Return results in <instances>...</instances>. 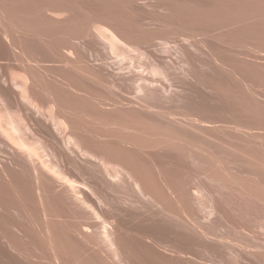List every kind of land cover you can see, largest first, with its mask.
I'll list each match as a JSON object with an SVG mask.
<instances>
[{
  "label": "bare ground",
  "instance_id": "bare-ground-1",
  "mask_svg": "<svg viewBox=\"0 0 264 264\" xmlns=\"http://www.w3.org/2000/svg\"><path fill=\"white\" fill-rule=\"evenodd\" d=\"M98 1H99V4H101L100 0H98ZM105 1H107V4L106 3H104V4H106L108 7L109 6L108 4L110 2L115 3L116 1H119V0H101L102 3ZM138 1L139 0H130L129 2L132 5H134V4H137ZM196 1H197V3L199 2L198 0H196ZM201 1L202 0H200V3H198V5L203 4ZM207 1H209V0H207ZM211 1L212 2L209 1L211 4L215 1L217 3V0H211ZM221 1L222 0H218L220 5H221ZM223 1H225V0H223ZM233 1H237V3L239 1V2L244 3V4L248 3L246 5H248L249 7L246 5H245L246 7L240 5L241 6L240 9H238V8L232 9V7H235V8L237 7L236 5L235 6L232 5V7H231V4H234V2L231 3L232 1L230 2L231 4L227 1L230 4V8L226 7V6H228V4L226 6H224L225 4H223V6L222 5L220 6L218 3H217L218 5L215 3L218 6V9H219V7H223V8L225 7V9H223L220 13L215 12L216 14H213L214 12H211V10H213L214 8L217 9V6H215V4H214L215 7L213 5H212L213 7H210L211 5L210 6L208 5L210 3L207 4V2H205L203 4V5L207 4L209 6V7H207L205 5L207 7V10H206L205 9L206 7H204L203 5H202V7L196 8L197 7L196 6L194 8V6L190 3L191 1L188 2L186 0H182V1H179V0H166V1L163 0L162 1L161 0L159 2L156 1V4L155 3L152 4L154 7V13H156V15H153V17L148 16L150 19L149 21H151L150 23H148L149 21L147 22V19L145 20V18L143 16H141L139 14V12L134 14L133 16H131V15L130 16H123V15H121L120 12L116 11V9H115L116 7H114L115 10L112 9L113 7L110 8L111 6H114V5H110V7H109V9H112V10L108 11V12H110V15H107V13H106L105 16H101L102 13H99L100 14V16H99V15H97L98 12H100L101 9H103V8H104V10H106L107 9L106 6L100 5L102 7L101 8L96 4V6H98V7L94 10H96L97 13L94 15V10L92 8H88L87 10L92 9L93 12H92V10H90V11L93 14L89 11H88L89 13H86L87 10L86 11L82 10L83 7L85 6L84 2H81V3H83V7H82V9H80L79 6L81 3L79 1H78V3H80V4H78L76 1H72V0L71 1L60 0L56 4H52V3L50 4V3L44 1V2L38 3L39 4V5L37 4L38 6L36 5L39 9V12L41 13V15L46 14L48 11H50V13H47V14H53V15H51L53 17H49V20L50 19L52 20V21L51 20L50 21L52 22V24L54 26V27L51 26V29H52V27L53 28L56 27V30H58L59 33L63 35V36H60L58 33L57 36H60L59 39L64 38V40H60V41H64L63 43L59 42V40L58 41L56 40L58 37H56V39H55L57 42L56 43L54 42L55 46L53 48H57L56 46H58V49L54 50V52L55 51L59 52L60 55H59V53H54L56 55L53 59H46V57L48 58V56L46 54H44V52L41 53L44 46H46L45 42H43V39L45 37L51 38L52 35L50 34V32L53 29L52 30L49 29L50 31L48 30L50 36H49V34H47L48 32H46V30H43V32H42V29L39 28V30L36 31V29H37L36 26H38V25L36 22H35V24L33 22L34 20H33L32 16L34 15L33 14L34 9H33V6H32V3L30 2V0H0V151L2 152V150H3L4 152H8V154H10L9 156L11 157V159H10L11 163L10 162L9 163L14 165L13 166L14 169H15V167L19 168V169L18 168H16V169L18 171V174L20 172H22L23 175L21 173L20 174L23 176L24 181L28 180V179H25L24 177L29 178L28 182H26V185L30 184L29 186H31V187L33 186L34 189H32V190L36 191L35 195L38 194V198H40V201L43 204L39 208L40 209L42 208V210H41L42 213L44 211H46L45 214H43V215H46V213L48 211L49 215H54V216L57 215L58 216V219L56 218L57 216L55 218H53L51 216L50 221L47 219L48 220L47 224L49 223L51 225L48 227H53V229H57L56 230L57 233H56V232H54L55 230L53 231V229H52V231H53L52 232L51 229L49 228V230L51 231L50 236H52L55 240V241L53 240L54 241L53 245L57 241V234L61 238L64 236L67 237L66 240L64 238H62L65 240V242L61 239L62 240L61 242H63V244H64L62 247H59L58 245H56L60 241V240H58V242L54 245V246H56L54 250H56V248H58V249L61 248L63 250L64 246L67 247V245H69V244L65 245L66 241L70 240V245L67 247L68 250L64 249L67 252L64 250L62 251L60 249L62 251V253H61L60 250L59 251L57 250L58 253H60V255H62L63 252H64V254L68 253L67 255L70 259L69 258L67 259L66 255H65L66 257L63 256L64 254L62 256H59V257H61V259L63 257H65V259H62V261L65 260V262L69 261L68 263H71L70 260H72V258L75 256V255H73V251H74L73 249L74 248H75V250H77L78 253L77 252L76 253L78 255L79 250L77 247H85V246L90 245V244H93L91 246V248L93 246H96L97 243L95 241V236L98 234H101V236L109 243L111 249L115 253V256H117L116 258L117 259L119 258V261H121L120 263L123 262L124 264H148L146 262L145 258L140 259L139 255L136 253V249H139L141 247V245L139 243L138 244L134 243L135 239H136V242L139 241V240H137V237L133 235L135 233L134 229H131L130 226L127 224L124 225V223L120 220L116 221V219L112 216V213L117 212L119 210H122L120 202L116 201L114 199V193L116 191L118 192L121 188L126 189V188L130 187V188L134 189V191L136 192L137 197L133 198V199L130 198V204L134 205V204H138V203L142 202L140 197L143 195H151L152 198H153V196H156V202H155L156 204H164L166 209H168L169 212H171L176 217H180V218H177V220L181 221L183 219L187 223L188 222L190 223V221L188 219H186L187 217L185 218L184 215L188 214L190 216V219L193 221V219L191 218V214L188 213V210H193L194 205L197 202H199V204L201 203L205 207H209V210L212 213L214 211L215 212L218 211L220 213L224 212L222 205L218 201L215 202V200L213 198L211 199L209 197L210 198L209 200H214V201L213 202L211 201L212 202L211 203V202H208L209 201L208 200L207 201L208 203H205V205H204V201L200 200V199H202L203 195L206 194L205 196L208 198L207 195L210 194L209 193L210 191L208 192L207 187L205 185L200 184L197 186L196 190L192 191L183 182V184L181 185L182 190L180 192V195H178V203L181 207V210L183 211L182 216L179 212L177 213V211L174 208L175 203H174V199L172 196L174 192H173L172 187H171V183H172L171 178L173 175L176 176V171L174 169L171 170L172 166L168 169L164 168L163 163L160 164L158 162L161 158H150L149 157L150 159H148V160L145 159L147 154L149 155L151 152L149 153L146 151L147 153L145 154L144 150L147 149L148 147L153 148L154 146H158L159 150L164 149V148H168V146H170L171 150H174L175 148L172 149L171 145L173 144V147H174L176 142H180L182 146H179L180 144H178V143H176V144H178L176 146L178 148L185 147V150L187 151V149H186L187 146H189V147L191 146V148H192L193 144L195 145V144L199 143L200 146L198 145L196 147V145H195L196 151L200 150L199 151L200 154L196 155V156H198V158H196V156H195V158L197 160L202 161V160L207 159L208 156L210 157V155H208V154H214L213 157L211 155L212 159L214 157H217V156H215L216 153H213L211 150H210L211 151V153H210V151H209L210 148H208L210 146L205 144V143H207L208 139H206L207 140L206 142L204 140V137H202L203 141H201L202 139L201 140L198 139V142H197V140L192 139V140H195L194 143L190 142L192 140H188L189 138H191L194 135L197 136L200 132L203 133V131L205 130L204 127L202 126V123L204 121V118L202 116L194 114L193 111L191 112L190 110H187L188 108L184 109V110H186L184 112H183V110H182V112L175 111V110L171 109L170 107L169 108L167 107L168 109L163 108V110H162L157 105L151 104L150 101H147L144 99L142 100V98L143 97H160V99L163 100V98L166 97V99H168V101H169V100H171L172 97L173 98L178 97V99H179V97H193L196 94H198L197 95L198 97H203V95L207 94V93H205L207 91L206 90L207 88L205 89V86L207 87L208 84L205 85V83H206L205 81H207L208 78H210L209 75L212 72H217V75L215 73H212V76H213V74H215L214 76H216V77L218 76V71H219L218 66L220 64L217 65V68H218V70L216 69L217 71H215L214 69H212V72L210 71V73L208 71L207 74H209V75L207 76L208 77L207 80H205L203 82L204 84L201 81H203L206 78L204 77L203 80L199 79L204 71L201 72L202 71L201 67H200V69L196 68V67L201 66V65H203V66L205 65V63H202V58L206 55H203L202 51L204 52V48L208 47L206 45L207 41L204 42V40H203L204 45L203 44L202 45L204 47H202L203 50L200 49L202 56H201L200 51L199 52L197 51L199 49V46H201V44L199 46H197L196 44H198V41L196 43V39H195L196 37H194V35H196L197 32H195V34L193 32V34H192L191 33L192 31L190 32V30H189L191 35H193V36H191V38L193 39V37H194V39L192 41L195 40L194 43L191 42V45L193 47L197 46L198 48H196V50H194V48L190 50V49L186 48L184 45H182L181 42L178 43V40L180 41V39H177V37L180 38L179 37L180 36L179 35L180 34L179 33L180 27H178L179 25L177 23L179 20L178 21H175V20L178 19V18H176V15L179 13H180V15L182 14L181 16L184 17V15H187V14L193 12V13H195V14L192 13L193 15H195L193 17L194 18L196 17L195 18L196 20L199 19L198 16H201L200 14H204L206 17L205 18L206 20H207V18H208V20L210 19V23L207 20V24L202 23L204 21L206 22V20L204 18H203L204 21L203 20L201 21V19H199L201 22H199V20H198L197 22H199V23H196V22H193V20H192L193 17L191 16L190 18H192L191 19L192 23H195L194 25L191 23V25L193 26L192 28L199 27L197 25L201 23L200 24L201 27H199L197 30H199L200 28L202 30H203V28H204V30H207L206 28L208 25L210 26L211 22L212 23L216 22L217 24L216 25L214 24V25L218 26L217 29L222 28V31H225L221 35L224 36V34L226 32L229 34H231V33L236 34L237 33L236 38L234 36L233 39L230 38L229 34L226 35L227 36L226 38L224 36V38H223L224 41H225V39H229V38H230L229 40H233V41L235 40L236 41L237 36L240 37V35L241 36L244 35V37L246 35L247 36H255V38L251 37V40H252V38H254L253 40H255L257 38V36H261V38H263L262 36H264V33H261V31L264 32V0H233ZM203 2H204V0H203ZM115 4H117V3H115ZM85 7H87V6H85ZM98 8L100 11H98ZM208 8H210L211 10L210 9L208 10ZM38 9H35L34 11H36ZM215 9L213 11H216ZM220 9H219V11H220ZM134 10H136V8H134ZM80 11H81V13H80ZM186 11L188 12L187 14L184 13ZM189 11H191V12H189ZM196 11H199L198 16H196ZM219 11H217V12H219ZM157 12H159V13H157ZM209 12L213 15H210ZM41 15H40L39 19H41V18L43 19V17ZM96 15L99 17H97ZM204 15L202 17H204ZM181 16L177 15V17H179V19L181 18ZM38 17H39V15H38ZM187 17H189V15L186 16L185 18H187ZM210 17L213 19H211ZM95 18H96V20L98 18H100V19L103 18L104 22L107 23L106 26H102V27H101V25L99 26L98 23H100V22H97V24L94 23L95 21L93 22V19H95ZM45 19L46 18H44V21H46ZM85 19H86V21H85ZM100 19H98V21H100ZM49 20L47 18V21L44 22V23H47V26H49L48 25ZM83 20L85 21V23L82 24ZM182 20L188 22V20H186L184 18L181 19L180 21L182 22ZM211 20H213V21H211ZM174 22L177 23L176 26L178 25L177 26L178 29L175 28L176 26L175 27L172 26V24ZM101 23H102V21H101ZM185 23H181L182 24V27L180 28L181 31L183 29V26L184 27L186 26ZM260 23H262V24H260ZM40 24H39V26H40ZM187 24H189V22ZM95 25H97V26H95ZM41 26L44 27V24ZM43 27H41V28H43ZM164 27H166V28H164ZM209 28H211V27H209ZM212 28L215 29L214 26ZM185 29H187V28H185ZM185 29H184V31H185ZM201 29L199 30L200 33H205V31L203 32ZM56 30H55V33H56ZM194 30H196V29L194 28ZM222 31H220V32H222ZM187 32H188L187 30L185 32L182 31L181 33L183 35L182 34L181 35L185 36L186 34H188ZM210 32L213 33V31H211V30H210ZM215 32L218 33L219 31H215ZM220 32L218 34L216 33L218 37L220 36ZM53 33H54V30H53ZM55 33H54V36H55ZM206 34H207V32H206ZM188 35H190V34H188ZM188 35H186V36L189 38ZM54 36H52V37H54ZM61 37H63V38H61ZM221 37L222 36L219 37V40L222 39ZM182 38H184V37H182ZM188 38H186V40H184V39H181V40L187 41ZM247 38H250V37H247ZM261 38H260V40L257 39V42L258 41L261 42ZM46 39H48V38H46ZM240 39H238V40L240 41ZM242 40H243V37H242ZM245 40H247V39H245ZM249 40L250 39H248V41ZM263 40L264 39H262V42H264ZM48 42H49V40H48ZM173 42L175 43V45L171 44ZM187 42L189 43L190 41L188 40ZM187 42H186V44H187ZM226 42H228V40ZM36 43H38V44L36 45ZM199 43H202V41ZM221 43H222V41H221ZM232 43L233 42H231V44L229 43L228 46L232 45ZM238 43L239 44L241 43L239 46H242V45H244L245 42L243 43L240 41ZM255 43H256V41H255ZM56 44H58V45H56ZM193 44H195V45H193ZM224 44H226V43L224 42L223 46H224ZM235 44H233L234 48L237 46V44H236V46H235ZM191 45H189V46H191ZM247 45H249V43ZM251 45L254 46L252 43H251ZM256 45H257V43H256ZM256 45L254 47H257ZM258 45L260 47L264 48L262 43H261L262 46L260 44H258ZM35 46L38 48L40 47L39 49L42 48L41 50L38 49V51H36V53L39 54V52H40V54H44V55L39 54L40 56L38 57L37 54L35 53V50H36ZM81 46L84 47L83 49L85 50V52L90 51V52H92V56L94 54H96L98 59L99 58L103 59L102 61L100 60L101 62H103L104 59L106 60L107 58L109 59V57L111 58L112 54L114 56L117 55L118 57L123 55L120 59H123V58H126V59L130 58L131 59L132 54H131V57L130 56L126 57V55H124V54H126V53L128 54L129 53L128 51H130L132 53L131 49L132 50L136 49V51L139 50L142 53V55H143L142 59L143 60L145 59V61H144L145 65L141 64L142 66H140L139 68H142V69H135V68H138L136 66L133 69H130L131 67H129V68L126 67V68L130 69V70L127 69L126 70L127 72L124 71L125 69L121 68V70L123 69V71L118 72V73H120L118 75V73L116 71H113L112 69H114V67L115 68L117 67L119 69L120 67L114 66V65H113L114 67H112V65H108V63H110L109 61L107 64L104 61L105 63L101 64L103 66H100L99 70L96 69L97 71H100V77L94 78L92 76L93 75L92 74L91 75L92 78H91L89 76L90 74L88 75V73H86V71H88L89 69H91V68L94 69V67H90L92 64L91 63L89 65V69L87 68L88 70L83 72V73H85L86 77L88 75V77L91 78V79H88L86 77L79 76L77 74V72L74 70L75 67L73 68V66H74L73 64H75L77 61H80L82 59L81 58V59L76 61V59L74 58V57H77V55L75 56V53L78 55L80 54V49H81L80 47ZM172 46H173V48H172ZM233 46L231 48H229V47L228 48L232 49ZM239 46H237V47H239ZM174 47L178 50L176 52L177 53L176 55L178 56V54L180 53L179 57L181 56L180 57L181 60H179V57L176 58L177 56L173 57V54L171 56L166 55V54L170 53L171 48L174 49ZM225 47L226 46H224V48ZM242 47L244 48V46H242ZM242 47H240V52L243 54V52H242L243 50H241ZM47 48H48V45H47ZM209 48H207V50H206V51H208V53L206 52L207 53V58H206L207 60L204 57V59L206 61L209 62L212 58H214V61L216 62V64H218L219 62L222 64L219 67L222 66L223 68L221 67L220 69L226 70V68H224V67L225 66L228 67L227 70H229V71L227 72V70H226V73L232 74V76L235 78L234 80H237L236 84H238L240 82V84H241L240 88L250 89L251 87L256 86V85L253 86L254 85L253 84V85H251V87L248 85H246V87H245V85L242 84V82L244 80L247 81V79L243 78V77H245V75H244L245 73H243L242 69H241V67H243V66L240 67V70H241V72H240L239 69L235 68V64L230 63V62H234V63L238 62L239 61L238 58H237L236 62L232 61L235 58L232 59L233 57L232 58L230 57L232 55L231 54L229 55L227 53L229 55V58L232 59V60L230 59L231 61L228 60L227 59L228 57H226L228 55L227 54L223 55L227 50H225L224 53H222V52L219 53L220 49H218L217 46H215L213 48H216L217 50L214 49L215 50L214 51V50L210 49L213 52L211 54L212 58L209 57V58H211V59H209L208 58V56H210ZM224 48H222V49L224 50ZM234 48L232 49L231 52L233 54L236 52L238 53L239 50L236 51V50H234ZM257 48H259V47H257ZM263 48L261 49L262 52L264 50ZM176 49H175V51H176ZM247 49H248V47H247ZM250 50H251L250 53H252L253 51H256L255 49L253 51H252V49H250ZM44 51H47V50H45V48H44ZM139 51L136 52L137 55H139ZM192 51H195V53ZM211 51H210V53H211ZM234 51H236V52H234ZM245 52H246V50H245ZM245 52H244V54H245ZM247 52H246V54H247ZM258 52H260V51H258ZM197 53H200V55ZM47 54H49V53H47ZM54 54H50V55L54 56ZM242 54H240V55H242ZM244 54H243V56H244ZM255 54H253V55L255 56ZM113 55H112V57H113ZM253 55H252V57H253ZM261 55L263 57V54H261ZM200 56H201V58H200ZM243 56H241V57L243 58ZM237 57L240 58L239 55H237ZM244 57L246 58V55ZM78 58H80V57H77V59ZM139 58H140V56H139ZM255 58L257 59L258 56L252 58V60L250 58L249 61L252 62L253 59H255ZM115 59H116V57H115ZM120 59H118V60H120ZM256 59L254 60V63H260L259 60H257L258 61L257 62ZM261 59H263V58H261ZM118 60H116V61H118ZM48 61H50V62H48ZM206 61H204V62H206ZM118 62H122V61H118ZM250 62H248V63H250ZM50 63H54V65H52ZM140 63H141V61H140ZM179 63H180L179 66H181L180 67L181 72H179L181 74V77H180V75H178L179 69L177 70ZM254 63L252 62V65ZM212 64H213V62H212ZM216 64L214 63V65H216ZM241 64L242 63H239L238 65H241ZM127 65L125 64V66H127ZM206 65H209V64H206ZM233 65H234V67H233ZM254 65L256 66V64H254ZM109 66H111V67H109ZM212 66L213 65H211V67ZM257 66H259V64ZM261 66L263 67L264 65H260V67ZM67 67H69V69ZM211 67L209 65L208 68L211 69ZM214 67H212V68H214ZM260 67H259V69H260ZM65 68H67L68 70ZM208 68L207 69L204 68V69L208 70ZM247 68H249V65ZM75 69L80 70V72L82 71V69L78 68L77 66ZM118 69H117V71H118ZM196 69H198L197 72L199 70H201V71H199L201 74L198 72L200 74L199 77H197L198 75L196 76V72H195ZM254 69H256V67ZM259 69L257 68V73H256L257 76L259 75L258 74ZM83 70H85V69H83ZM121 70H119V71H121ZM245 70H248V69L245 68ZM248 71L250 73V70H248ZM251 71H254V70H251ZM260 71H263V69L261 68ZM244 72L248 73L247 71H244ZM90 73H91V71H90ZM261 73H264V72H261ZM80 74H82V73H80ZM220 74L221 73L219 72V75ZM225 74L223 71L224 76H225ZM254 74H255V72H254ZM214 76H213V79H214ZM229 76H231V75H229ZM247 76H249V75H247ZM260 76L264 78V75L263 76L259 75L260 80H262L260 78ZM95 77H97V76H95ZM216 77H215V79H216ZM227 77H228V74H227ZM254 77H256V76L254 75ZM108 78H110V80L112 79L111 80L112 82ZM130 78L132 80H130ZM179 78H181V79H179ZM229 78L230 77H228L227 79H229ZM107 79L109 80L110 83L108 82ZM134 79L140 80V82L138 83V85L136 86V88L134 90L135 95L132 91H131V93L128 92V95H131L130 97H137L135 99V100H137V102H136L137 104L139 102H142V103L145 102L144 104L141 103L143 106H141L140 103L138 104L141 107H143V111H142V114L140 116L141 119L143 120V122H142V120H140L139 122H136V121L133 122L136 117L134 118L133 121L132 120L130 121V119H129L130 117H127L129 121H127V119H124L123 117H119V119H117L118 118L117 117V118H115V120H112L109 117L110 119L105 120L107 124H110V123L119 124L124 129H130V131L121 133V134L116 135V136H114V133H113L114 131H109L110 133H103V132H99L98 130H96L92 127L87 126V124L84 120V117H86V116L95 117L96 116L95 109H96V107L100 106V103H96L94 101V99L93 98L90 99V97H110V96H108V94L111 95L112 97H116V98L124 97L123 95H124L125 91L127 90L126 89L127 82L129 80H130L129 82H132ZM255 79H253V80H255ZM219 80H221L220 83L225 81V79L223 80L220 78H219ZM248 80H250V79L248 78ZM106 81L109 84L113 83L114 86H110V85L107 86L108 83H106ZM216 81L219 82L218 79H216ZM246 81H244L243 83H245ZM211 82L212 81H210V84H211ZM225 82L229 85H230V83H232L230 81H229L230 83H228L227 80ZM254 82L256 83V81H254ZM257 82H259V80ZM261 82L262 81H260V83ZM207 83H209V82L207 81ZM226 83H224V84H226ZM249 84H252V82H250ZM202 85L204 86L203 88L205 89V91L202 95L201 94L199 95V93H202V91L204 90L203 88H201ZM214 85H217V84L214 83ZM214 85H212V86L214 87ZM232 85L234 86V84H232ZM232 85H230V87ZM238 85H236V86H238ZM257 85H259V87L263 86V82L261 85L259 83ZM78 86L79 87L84 86V88L80 87L84 90H82V89L80 90V88ZM109 86L111 88L113 87L112 88L113 91H114V88L116 87L114 92H116L117 89L120 92H118L117 95L112 94L113 91L110 90L111 88L110 89L108 88ZM219 86H217V87H219ZM242 86H244V87H242ZM194 87H196L198 89L199 93L196 91L197 89H195ZM221 87H222V84H221ZM221 87H220V89H221ZM228 87H222L223 88L222 90H225L224 88H228ZM85 88H91L90 91L94 95H91V93H90V95H88L89 94L88 92H90V91L86 92ZM191 88L195 89L193 91H196V94L191 91L192 90ZM210 88H211V86H210ZM234 88H235V86L233 87V89ZM236 88H235V90H236ZM212 89H215V87ZM212 89H211V92H212ZM228 89L230 90V88H228ZM257 89L259 90L260 88H257ZM229 90H227V91L230 92ZM231 90H232V88H231ZM243 90H242V92L240 90L241 94L243 93ZM79 91H85L86 93L85 92L80 93ZM110 91H112V93H110ZM190 91L194 94L192 95V93H190ZM216 91H218V89ZM244 91L247 92V90H244ZM252 91H254V89ZM252 91L248 90V95ZM260 91H262V90L260 89L258 91L261 94ZM207 92L210 93V89H208ZM240 92H238V93H240ZM255 92H257V91H255ZM218 93H220V90L218 91ZM218 93H217V97H218ZM221 93L223 94L222 91H221ZM259 93L256 94V96L257 95L259 96L260 95ZM262 93H263V91H262ZM210 94L213 95V93H210ZM210 94H208V97ZM237 94H236V96L239 97V94L238 95ZM246 94H242V96L245 95L244 97H247ZM128 95H126V96L129 97ZM132 95H134V96H132ZM215 95H216V93H214L213 96H215ZM228 95L226 97H228ZM232 95H234L233 91H232ZM232 95H231L230 99L233 98ZM251 95L252 96H249V97L255 96V94L254 95L251 94ZM213 96L209 97V98L214 99V101H215L216 99H215V97L213 98ZM223 96H224V94H223ZM223 96L219 95L218 98L223 97ZM256 96H255V99H256V102L258 100V105L259 104L264 105V103L261 102L262 100L260 101V99L256 98ZM81 97H89L90 100L88 98H81ZM139 97H142L141 98L142 101L140 100ZM240 97H241V95H240ZM174 99H172V100H174ZM225 99H220V101H222L221 103L218 102L219 100L216 101L215 105L216 106H218L219 104L221 105L223 102H225L227 100V99L226 100ZM228 99H229V97H228ZM231 101H233V100H230V103L228 102V104H230V108H231V103H232ZM235 101L236 100H234L233 102H235ZM241 101L242 100H240L239 103ZM226 102H225V104H226ZM127 103L131 104L132 102H127ZM136 103H132V105L134 106V104L136 105ZM239 103L237 101V103H235L234 105L237 104V105H239V107L240 106L243 107V105L239 104ZM241 103H243V101ZM138 105H136V106H138ZM220 105L218 107H220L222 109L223 107H221ZM222 105H224V104H222ZM227 105H225V106H227ZM234 105H233V107H234ZM126 106H127V104H126ZM136 106H134V107L136 108ZM155 106H157L158 109ZM207 106H209V105H206V107ZM214 106H213V108L216 107V106L215 107ZM228 107H229V105H228ZM236 107H238V106H236ZM155 108L157 109V111L154 112ZM230 108H229V111H231V112H229V113L232 114V111H233L232 115H234V113H237L239 111L238 110L237 112H234L235 109L230 110ZM240 108H238V109H240ZM243 108L245 109V107H243ZM217 109H219V108H217ZM223 110H225V109H222V112H223ZM240 110L242 111V109H240ZM116 111L121 112L122 110L120 108L119 110L116 109ZM151 111H153V112L151 113ZM225 111L228 112L227 107H226ZM245 111H248V110L245 109ZM256 112H257V115L254 118H253L254 114L252 113V111L250 112V114L248 113L249 117H251V115H252L251 118L255 119L254 121H258L260 119L262 122V117L264 120V114H262V113L258 114L259 111H256ZM256 112H254V113H256ZM229 113H228V115H229ZM241 113H243V111ZM232 115H230V116H232ZM238 115L236 114V116H238ZM245 115H247V112H246V114L244 113V117H246ZM259 115H263V116L258 117ZM239 117H240V115H239ZM249 117L248 118L246 117V119L248 120ZM256 117L258 118V120L256 119ZM232 118H234V117H232ZM232 118H231V120H232ZM227 119H228V117H227ZM234 119H233V123L237 120L236 119L234 121ZM240 119L241 118H239L238 121ZM243 119H245V118H243ZM243 119H242V121H244ZM229 121H230V118H229ZM245 121H244V123H245ZM254 121H253V123H255ZM223 122L225 123V121H223ZM261 122H259V123H261ZM227 123L229 124L230 122H226V124ZM241 123H239L238 125L244 124V123L243 124H241ZM263 123H262V126L264 125ZM149 124L154 125V127L152 126L153 128L148 129L147 127H149ZM256 124H255V126L257 128ZM232 125H230V126H232ZM255 126H254V128H255ZM262 126L260 124L258 129H260V127H262ZM183 127H185L186 131L183 130L184 129ZM233 127H235V126H232V128ZM187 128H188V130L191 131V133H193L192 136L190 134L189 138H188V136H189L190 131H188ZM240 128H241V126H240ZM252 128H253V126H252ZM194 130H198L199 133L194 134V132H196ZM238 131H241V129ZM155 132L159 133L162 136V137H159L157 139V141H155L153 139H150V142L138 140V137H137L138 134H142L143 136L147 137V136H151L152 134H155ZM205 133H207V132H205ZM110 135H113L114 137H111ZM258 135L256 138L259 140L255 139L254 136H253V139L260 142L261 141L260 138L261 137L264 138V136L262 135L261 137L258 138ZM104 136H109L110 138L109 139H102L101 137H104ZM202 136H204V135H202ZM206 136L207 135H205V137ZM198 138H201V137H198ZM200 142H203V143L200 144ZM259 142H258V144L262 145V143H259ZM261 142H263V139ZM188 143H190L192 145H190V144L188 145ZM208 143L210 144V142H208ZM185 144H186V146H184ZM159 145H161V146H159ZM261 145H259V146H261ZM233 146H236V145H234V143H233ZM233 146H231V149ZM189 147H187V148H189ZM178 148H176V150H174L175 153L177 150H179ZM260 148H262V147H260ZM192 149H194V147ZM192 149L190 151H192ZM183 150H184V148H183ZM159 152H161V154L162 153L164 154L165 151L162 152L160 150ZM188 152H189V150H188ZM192 152H195V151L193 150ZM157 153H155V154L152 153V155H154V157H155V155L156 156L159 155V153L158 154ZM168 153H169V155H167V151H166V154H164V155H167L170 158L171 153L169 151H168ZM197 154H198V152H197ZM175 155H173L171 158L173 159V157ZM160 156H162V155H159V157ZM192 156H190V157H192ZM218 156H220V155H218ZM261 157H262V159H261ZM166 158L164 156H162V159H164V161H162V162H165ZM169 158H168V160H169ZM219 158L220 157H218V159ZM258 158L263 160L262 162H264V159H263L264 156L260 155V157L258 156L256 159H254V157H253L254 161L257 160ZM156 159H158V160H156ZM259 159L257 161H260ZM7 160L9 161V159H7ZM217 161L222 162V160L221 161L217 160ZM215 162H216V159H213L214 164H215ZM218 162L216 164H219ZM223 163H224V161H223ZM223 163H220L221 165L220 164L219 165L222 166ZM255 163H256V161H255ZM259 163H260V165H259L260 168H261V166L264 167V163H262V164H261V162H259ZM8 164H5L7 166V168H5V166L4 167L0 166V177H2V175L5 174V171L7 169H9ZM165 165H166V163H165ZM224 168L225 167H223L222 169H224ZM19 170H20V172H19ZM224 170H226V168ZM6 172H8V170ZM9 172H10V169H9ZM14 172H16V171H14ZM10 175H9V177H10ZM21 175H19V176H21ZM5 176H7V174ZM5 176H4V178H5ZM13 176L15 177V175H13ZM16 177L18 178V176H16ZM21 177H20V179H22ZM4 178H3V180H4ZM7 179H9V178H7ZM10 180H11V177H10ZM4 181L6 183V180H4ZM18 181H21V180H18ZM238 181L240 182V180H238ZM256 181L259 184V185L257 184L259 186V188L261 187V189L263 191L260 189H257L258 187L251 188L247 184H245L244 182H240V184L243 186L242 191H244L241 195H243L244 197L248 196L250 198H257V200L260 199L262 202V204H261V202H260V204L263 205V202H264V178H260L259 180L256 179ZM13 183H14V181H13ZM21 183H25V182H21ZM0 185L4 186L3 183ZM12 185L13 184H11V186ZM24 185L25 184L21 185L22 188H24V189L27 188L26 185H25V187H23ZM5 186H6V184H5ZM7 186L9 187V185H7ZM19 186H20V183H19ZM124 187H126V188H124ZM2 189H1V191H2ZM255 189H256V191H254ZM5 190L6 189H4L3 191H5ZM10 190H13V189H10ZM15 190H17V189H15ZM15 190H13V191H15ZM18 190H19V188H18ZM26 191H28V190H26ZM26 191H24L23 193L25 196L27 194V197L29 195V197H28V199H29L30 194L27 193ZM8 192H9V189H8ZM5 193L2 195H5ZM12 193H10V194L12 195ZM18 194H19V192H18ZM0 195H1V193H0ZM7 195H9V194H7ZM31 195H32V193H31ZM241 195H240V197H243ZM210 196L214 197L213 194ZM2 197L4 198V196H2ZM34 197L35 196L33 194L32 198H34ZM206 197H205V200L207 199ZM7 199H9V198H7ZM25 199H26V197H25ZM36 199H37V196H36ZM36 199H34V200L32 199L33 203L35 202ZM203 199H204V196H203ZM10 200H12L13 202L15 201V199H13V198ZM38 201H36V202H38ZM201 201H203V203ZM252 201H254V200L251 199L249 202H252ZM8 202H10V201H8ZM3 203H5V202H3ZM41 203H39V204L41 205ZM44 203H45V205H44ZM5 204L7 205V203H5ZM11 204H13V203H11ZM253 204H255V203L253 202ZM26 205L29 206L28 204H26ZM26 205H23V206H26ZM30 205H31V203H30ZM7 206L9 207L11 205H7ZM36 206L34 207V204L31 205L32 209L36 208ZM43 206L44 207L47 206V207H45L47 209L45 210V208H44V210H43ZM199 206H201V205H199ZM3 208H4V206H3ZM65 208H66V211L68 209V211L71 212L70 213L71 215L68 216L69 213L64 211V213L65 214L67 213L68 215L66 214V216H67L66 219L61 220V218H63V215H65V214L61 215V213L63 212L62 210H65ZM5 209H6V206H5ZM28 209H29V207H28ZM33 210H31V211H33ZM35 210H34V213H31V214H36L37 212ZM37 210H38V206H37ZM41 212L39 211L37 214H40ZM130 214H132V213H130ZM49 215L47 217H49ZM38 217H39V215H38ZM40 217H43V216H40ZM40 217H39V220H41ZM29 219H31V218H29ZM39 220L37 218L36 222L38 223ZM32 221H34L33 218H32ZM36 222L35 223L33 222V223L36 224ZM57 222L60 224H58ZM66 222H71V223H69L70 229L65 228L66 230H69L68 232H66L63 229L65 227V226H63L64 224L68 225V223H66ZM33 223H32V225H33ZM40 223H38V224L41 225L42 228H44L43 225ZM56 223L58 224V226L56 225ZM44 224L47 225L46 220H45ZM190 224H191V226L194 225L195 226L194 229H197L196 231L199 232V229L196 228L197 226L195 223L194 224L190 223ZM39 225L37 227L38 229L41 228V227H39ZM62 226H63V228H62ZM46 227L44 229H45V231L48 232V230H46ZM37 230H36V232H37ZM34 231H35V227H34ZM41 233H39V234H41ZM54 233H56V234H54ZM47 234L48 233H46V235ZM54 235L56 237H54ZM129 235H132V237H134V238L128 237ZM40 237H38V239ZM0 238H1V235H0ZM68 238H69V240H68ZM20 239L21 238H19L18 240H20ZM23 239H24L23 240V242H24L25 237ZM49 239H50V237H49ZM43 240H44V236L42 237V242L47 244L46 242H48V241L44 242ZM71 243H72V245H71ZM145 243H147V242H145ZM42 245L44 246V244H42ZM48 246L45 247V249L46 248L50 249V247H48ZM254 246L256 247V245H254ZM257 246L259 247V245H257ZM3 247H4V245H3ZM134 247H136V249ZM16 248H18V247H16ZM51 248H52V246H51ZM232 249H233V251L236 252L237 256H239V257L242 256V254H243V252H241L242 250L240 252H238V251H236V249L235 250H234V248H232ZM232 249H230V250L232 251ZM252 249H249V251L246 249V251L250 253L249 255H251V253L253 251ZM54 250H52V251H54ZM257 250L258 249H256V251L254 250L252 254L257 252ZM17 251H18V249H17ZM52 251H50V252H52ZM50 252H49V254H50ZM54 252L56 254V251H54ZM88 252H89V250H88ZM84 253H86L87 256L89 255L85 251H84ZM89 253L92 254L91 251ZM7 255H10V254H7ZM26 255L27 254H25L24 256H26ZM30 255L31 254H29L28 256H30ZM57 255H59V254H57ZM80 255L81 254H79L75 258H80ZM28 256L25 257V259L27 260L26 262H28V260H29V259H27ZM41 256H42V254H41ZM50 256H51V254H50ZM87 256H86L87 263L88 264H94L95 260L93 258H91V256L89 258ZM243 256H244V254H243ZM55 257H56V255H55ZM31 258H32V256H30V259ZM76 260H77L76 263L74 262V260H73V262L75 264H78L79 259H76ZM52 261L53 260H51V262H49V264L52 263ZM56 261H58V260H54L53 264H55V263L57 264ZM59 261H58V263H59ZM62 263L63 262H60V264H62ZM68 263H66V264H68ZM74 263H72V264H74Z\"/></svg>",
  "mask_w": 264,
  "mask_h": 264
},
{
  "label": "rangeland",
  "instance_id": "rangeland-1",
  "mask_svg": "<svg viewBox=\"0 0 264 264\" xmlns=\"http://www.w3.org/2000/svg\"><path fill=\"white\" fill-rule=\"evenodd\" d=\"M39 1V2H38ZM41 0H30V2L32 3V6H33V9L35 10V9H38V3H41V2H48V3H52V4H56V3H58V1H60V0H42L41 2H40ZM67 1H71V0H67ZM72 1H76L77 3H78V1L81 3V2H84V5L85 6H87V7H83V3H78V4H80V6H79V8L80 9H82V7H83V9L82 10H84V11H86L88 8H92L93 10L94 9H96L98 6L99 7H101V6H106L107 7V1H105V2H101V0H100V3L101 4H99V1L98 0H72ZM120 1V2H119ZM119 1H116L115 3H117V4H115L114 2V4L113 3H109L108 5V7H107V9L106 10H104V8L103 9H101V11L99 10V8H98V11H100V12H98V14L97 15H99L100 16V14L99 13H102L101 14V16H105L106 15V13H107V15H110V12H108L109 10H115L116 9V11H118V12H120L121 13V15H123V16H133L134 14H136V13H138L139 12V14L141 15V16H143L144 18H145V20L147 19V22L150 20L149 19V17H153V15H156V13H154V7H153V3H155L156 4V1L157 2H159V1H161V0H139L138 1V3L137 4H134V5H132L129 1L130 0H119ZM163 1V0H162ZM164 1H166V0H164ZM179 1H182V0H179ZM186 1H188V2H190L193 6H194V8L196 7V8H199V7H202V5L205 3V2H207V4L208 3H210V2H212L211 0H209V1H205L204 0V2H203V0L201 1L202 3V5H198V3H200V0H198L199 2L197 3V1L196 0H186ZM229 3L231 2V3H233L234 2V4H231V7H232V5H236L237 7L235 8V7H232V9H240L241 8V6L240 5H242V6H245L246 4H248V3H246V4H244V3H241V2H239L238 1V3H237V1H233V0H227ZM226 0L225 1H221V5L223 6V4H225L224 6H226L227 4H228V6H226L227 8H230V4L227 2ZM109 2V1H108ZM119 2V3H118ZM220 2V1H219ZM218 2V0H217V3L220 5V3ZM223 2V3H222ZM104 3H106V4H104ZM197 5H196V4ZM216 3V1L215 2H213L212 4L210 3V4H208L210 7H213L214 6V4ZM216 3V4H217ZM241 3V4H240ZM38 4V5H37ZM96 4L98 5V6H96ZM103 4V5H102ZM207 4H205L207 7H209ZM215 4V6H217ZM37 5V6H36ZM82 5V6H81ZM101 5V6H100ZM110 5H114V6H111L110 7ZM205 5H203L204 7H206ZM213 5V6H212ZM220 5V6H221ZM214 6V7H215ZM246 6H248V5H246ZM245 6V7H246ZM109 7L110 8H112V9H109ZM114 7H116L115 9H114ZM207 7L205 8L206 10H207ZM249 7V6H248ZM102 8V7H101ZM134 8H136V10H134ZM221 8V9H220ZM92 9H90V10H92ZM139 9V10H138ZM210 8H208V10H209ZM215 9V8H214ZM213 9V10H214ZM219 9H220V11H219ZM219 9H218V6H217V9H215L216 11H213V10H211V12H214L213 14H216V13H220L223 9H225V7L223 8V7H219ZM33 10V14L35 15H33L32 16V18H33V22H34V24H35V22L37 23V25L38 26H36V31H38L39 30V28L40 29H42V32H43V30H46V32H48L47 34H49V31L50 30H54V33H55V30H56V27L55 28H53L54 26H53V24H52V20L50 21L49 20V17H53V16H51V15H53V14H47V13H50V11H48L46 14H44V15H41V13L39 12V9L38 10H36V11H34ZM81 10V11H82ZM90 10H87V12L86 13H89V12H91ZM93 10H92V12H93ZM81 11H80V13H81ZM89 11V12H88ZM136 11V12H135ZM217 11H219V12H217ZM225 11V10H224ZM83 12V11H82ZM91 12V13H92ZM189 12H191V11H189ZM208 12V11H207ZM216 12V13H215ZM36 13V14H35ZM97 12H96V10H94V15L96 14ZM109 13V14H108ZM157 13H159V12H157ZM185 14H187L188 12L186 11V12H184ZM193 12H191V13H189V14H187V15H184V17L183 16H181L180 15V13L179 14H177V15H179V16H181V18L179 19V17H177V15H176V18H178L177 20H175V21H178L177 23H178V27H182V24L181 23H185V27L183 26V29H182V31L183 32H185L186 30L188 31L187 33L188 34H190V35H188V34H186V35H188L189 36V38L185 35V36H182L183 34L181 33L182 31L180 30V28H179V37L180 38H178L177 37V39H180V41L178 40V43L179 42H181L182 43V45H184L186 48H188V49H193L194 48V50H196V48H198L197 46H199L200 44H201V46H199V49L197 50L198 52L200 51V53H201V50H203V48L202 47H204L203 45V40H204V42H206L207 44V48H209V54H210V56H208V58L209 57H211L212 58V56H211V54H212V52L213 51H211V50H214V49H216V48H213V47H215V46H217V48L218 49H220L218 52L219 53H224V51L225 50H227L223 55H225V54H231L232 56H230L232 59H234V60H232L231 58H229V55L228 56H226V57H228L227 59L228 60H232V61H237V58H238V62H236V63H234V62H230V63H232V64H235V68L236 69H239V71L241 72V70H240V67L241 66H243V67H241V69H242V72L243 73H245L244 75H245V77H243L244 79H247V81L246 80H244V81H246L245 83H243L242 81V84L243 85H245V87H246V85H248V86H250L251 87V85H253V86H255V87H249L250 89H244V88H240L241 87V84H240V82L238 83V84H236L237 83V80H234L235 78L232 76V74H229V73H226V70L228 69V67H224V68H226V70H223V69H220L221 67H219L220 65H222L220 62L218 63V64H216V62L214 61V58H209V59H211L209 62L208 61H206L207 59V53H208V51H206L207 50V48L205 49L204 48V52L202 51V53H203V55H206V56H204L205 57V59H204V57L202 58V63H205V65L203 66V65H201V66H198V67H196V68H199L200 69V67H201V70H199V71H201V72H203V74L201 75V77L199 78V79H201V80H203L204 79V77L206 78V79H204L203 81H201L202 83L205 81V80H207V76L209 75V74H207L208 73V71H209V73H210V71L212 72V69H214L215 71H217L218 70V68H219V71H218V76L216 77V76H214L215 74L217 75V72H212V73H215V74H213V76H214V79H213V76H212V73L209 75V77L210 78H208V82L209 83H207V81H205L206 83H205V85L206 84H208V86L206 87L205 86V89L208 91V89H210V93H213V95H214V93H216V95L215 96H213L212 94H210V93H208L207 91L205 92V93H207V94H205V95H203V97H198L197 95L198 94H196V91L199 93V91H198V87L196 88V87H194L195 89H197L196 91H193V90H195V89H193V88H191L192 90V92H194L196 95L195 96H193V97H179V99H178V97H170L171 98V100H169L168 101V99H166V97H162L163 98V100H161L160 99V97H139L140 98V100H141V98H142V100L144 99V100H147V101H150V103L151 104H153V105H157L158 107H160L162 110H163V108L165 109H168L169 107L171 108V109H173V110H175V111H180V112H182V110H183V112L184 111H186V110H184V109H186V108H188L187 110H190L191 112L193 111V113L194 114H197V115H200V116H202L203 118H204V121H203V123H202V126L204 127V129L206 130H204L205 132H207V133H205L204 131H203V133L202 132H200L199 133V131L198 130H194V131H196V132H194V134H197V133H199L197 136L198 137H201V138H198L196 135H194V136H192L193 135V133H191V131L190 130H188V128H187V130L188 131H190V133H189V136H188V138L190 137V134H191V138H189L188 140H192V139H195V140H197V142H198V139H202L201 141H203V138L202 137H204V140H205V142L207 141L206 139H208V141H207V143H205V144H207L208 146H210V147H208V148H210L209 149V151L211 150L213 153H216L215 154V156H217V157H214L213 159H216V162H215V164L213 163V159L211 158V155H212V157L214 156V154H208V155H210V157L208 156V158L207 159H205V160H197L196 158H198V156H196V155H199L200 154V150L199 151H196V147L199 145V143L198 144H195L196 145V147H195V145L193 146L192 144H190V143H188V145L190 144V145H192V148L194 147V149H192L191 148V146L189 147V146H187V147H189V148H187L186 147V149H187V151L185 150V147H180V148H178L176 145H178V144H180L179 146H182L181 145V143L180 142H176V143H178V144H176L175 142V146L173 147V144L171 145L172 146V149H174V150H176V148H178L179 150H177L176 151V153L174 152V150H171V147L170 146H168V148H164V149H160L162 152H164V154H166V151H167V155H169V153H168V151L171 153L170 155H171V157L173 156V155H175L174 157H173V159L171 158H169L167 155H164L163 153L161 154V152H159L160 150H159V148H158V146H154L153 148H150V147H148L147 149H145L144 151V153L146 154L147 152H151L149 155L147 154V158L145 157V159H150V158H161L158 162L160 163V164H162L163 163V167L164 168H170L171 166V170L172 169H174L175 171H176V176L175 175H173L172 176V183H171V187H172V190H173V199H174V208H175V210L177 211V213L179 212L180 214H181V216H182V210H181V207H180V205H179V203H178V195H180V192H181V190H182V184H183V182L186 184V186H188V188L189 189H191L192 191L193 190H196L197 189V186L198 185H200V184H203V185H205L206 187H207V190H208V192L210 193L209 195H207L208 196V198L205 196V195H203L204 196V199H203V196H202V199H200V200H203L204 201V205H205V203H208V202H213L214 200H215V202L216 201H218L221 205H222V207H223V209H224V212L223 213H220V212H218V211H214L213 213L212 212H210V210H209V207H205V206H203L201 203L199 204V202H197V203H195V205H194V208H193V210H188V213L189 214H191V218L193 219V221L190 219V216L188 215H186L185 213V218L186 219H188L189 221H190V223H192V224H196V228H198L199 229V232L201 233H199L198 231H196L197 229H194L195 228V226L193 225V226H191V224L189 223H187V222H185L183 219L180 221V220H177V218H180V217H176V216H174L171 212H169L168 211V209H166V207H165V205L164 204H156L155 202H156V196H153V198H152V196L151 195H143V196H141L140 198H141V200H142V202H140V203H138V204H134V205H132V204H130V198L131 199H133V198H136L137 197V194H136V192L134 191V189H132V188H126V187H124V188H126V189H123V188H121L118 192L116 191L115 193H114V199L116 200V201H119L120 202V205H121V209L122 210H119V211H117V212H114V213H112V216L116 219V221H122L123 223H124V225L125 224H127V225H129L130 226V228L131 229H134V231H135V233L133 234L134 236H136L137 237V240H139V241H137L136 242V239H135V242L134 243H136V244H140L141 245V247L139 248V249H136V247H134L135 249H136V253L139 255V257H140V259H142V258H145L146 259V262L148 263V264H264V202H263V205H261L262 204V202H261V200L260 199H258L257 200V198H250V197H244L243 195H241L244 191H242L243 190V186L240 184V182H244L245 184H247L249 187H251V188H255V187H258L257 189H260V190H262L261 189V187L259 188V184H258V182L256 181V179L257 180H259L260 178H264L263 176H264V167L263 166H261V168H260V163L259 162H261V164L262 163H264V162H262L263 160H261L262 159V157H261V159H259L260 161H257V160H255L256 161V163H255V161H254V159H256L258 156L260 157V155L261 156H264V138H262L261 136L263 135L264 136V125L262 126V123L264 122V120H263V115H259L258 117H262V122H261V120L259 119L258 120V118L256 117V119L259 121V122H261V123H259L258 121H254L255 119H253L256 115H257V112L256 111H259L258 112V114H264V105L263 104H259L258 105V100H257V102H256V99H255V96H256V94H258L259 92V90L261 89L262 91H263V93H262V91H260L261 92V94L258 96H256V98H259L260 99V101L261 102H263L264 103V78L263 77H261L260 76V78L262 79V80H260L259 79V75H264V73H261V72H264V66L262 67H260V65H264V50H263V52L261 51V49L263 48V47H260L258 44H260L261 45V43H262V45L264 46V42H262V39H264V36H262L263 38H261V36H257V38L255 39V40H253L254 38H255V36H247V37H250V38H247L246 36V38L244 37V35L243 36H241L240 35V37L239 36H237V39H236V41L234 42L233 40H229L230 38H232L233 39V37L235 36V38H236V34L235 33H231V34H229V33H225L224 34V36H225V38L227 37L226 35H230V38L229 39H225V41L223 40V38H224V36L223 35H221L223 32H225V31H222V28H220V29H217V27L218 26H215L217 23L216 22H214V23H212L211 22V24H210V26L208 25L207 26V30H204V28H203V32L205 31V33H200V29L199 30H197L199 27H201V23L200 24H198L197 26H199V27H194L196 30H194V28H192L193 26L191 25V23H192V20H193V22H196V23H199V22H201L202 20H203V18L205 19L206 17H205V15L204 14H200L201 16H198L199 15V11H196V16H198V18L199 19H201V21L199 20V22H197L198 20H196L193 16H195V15H193V14H195V13H193ZM93 14V13H92ZM207 14V13H206ZM209 14L210 15H213V14H211L210 12H209ZM235 14V13H234ZM38 15H39V17H38ZM40 15L43 17V19L41 18V19H39L40 18ZM96 15V16H97ZM189 15V17H187V18H185L186 16H188ZM204 15V17H202ZM236 15V14H235ZM99 16H97V17H99ZM149 16V17H148ZM193 17V19L192 18H190V17ZM96 17V18H97ZM201 17V18H200ZM37 18V19H36ZM44 18H46L45 20L47 21V18H48V25L49 26H47V23H44V22H46V21H44ZM96 18L95 19H93V22L94 23H96L97 24V22H100L101 23V21H102V23L100 24V23H98V25L100 26L101 25V27L102 26H106V24L107 23H105L104 22V19L102 18V19H100V18H98V19H100V21H98V19L96 20ZM186 19V20H188V22H189V24H187L188 22L187 21H183L182 20V22L180 21L181 19ZM211 18V17H210ZM192 19V20H191ZM211 19H213V18H211ZM206 20V19H205ZM207 20H208V18H207ZM207 20H206V22L204 21V22H202V23H206L207 24ZM85 21H86V19H85ZM85 21L83 20L82 21V24L83 23H85ZM209 21V23H210V19L208 20ZM211 21H213V20H211ZM51 22V23H50ZM151 21H149L148 23H150ZM181 22V23H180ZM41 23V24H40ZM44 24V27L43 26H41V25H43ZM50 23V24H49ZM93 23V24H94ZM176 22H174L173 24H172V26H176V24H177ZM208 23V24H209ZM258 23V22H257ZM39 24H40V26H39ZM52 24V25H51ZM103 24V25H102ZM105 24V25H104ZM193 25L195 24V23H192ZM215 24V25H214ZM260 24H262V23H260ZM46 25V26H45ZM184 25V24H183ZM51 26H53L52 27V29H51ZM95 26H97V25H95ZM177 26L175 27L176 29H178L177 28ZM191 26V27H190ZM214 26V28L216 29H213L212 27ZM41 27H43V28H41ZM46 27V28H45ZM49 27V28H48ZM209 27H211V28H209ZM164 28H166V27H164ZM185 28H187V29H185ZM189 28V29H188ZM50 29V30H49ZM184 29H185V31H184ZM209 29V30H208ZM49 30V31H48ZM53 30L51 31L52 33H53ZM189 30H190V32L193 34V32H194V34H195V32H197V34L196 35H194V37H196L195 39H196V43H197V41H198V44H196L197 46H192L191 45V42L192 43H194L195 42V40L194 41H192L193 39H194V37H193V39L191 38V36H193V35H191V33L189 32ZM210 30L211 31H213V33H211L210 32ZM41 31V30H40ZM181 31V32H180ZM201 31V32H202ZM215 31H222V32H220V36H222L221 38L222 39H220L219 40V37L217 36V34L219 33H217V32H215ZM261 31V30H260ZM45 32V31H44ZM50 32V34L52 35V36H54V33L52 34ZM199 32V33H198ZM206 32H207V34H206ZM215 32V33H214ZM57 33V34H56ZM56 33H55V36L54 37H52L51 36V38L50 37H45L44 39H43V42H45V44H46V46H44V48H45V50H47V51H44V48L42 49V52L41 53H43L44 52V54H46L47 56H48V58L46 57V59H53L54 57H55V55L56 54H54V53H59V52H54V50H56V49H58V46H56L57 48H53L54 46H55V43L59 40V42H64V41H60V40H64V38L63 37H61V38H63V39H59V37L60 36H63L62 34H60L59 33V31L58 30H56ZM58 33H59V35L60 36H57L58 35ZM217 33V34H216ZM261 33H264V32H262L261 31ZM50 34H49V36H50ZM182 34V35H181ZM205 36H204V35ZM203 35V36H202ZM216 35V36H215ZM56 37H58L57 39H56ZM182 37H184V38H182ZM229 37V36H228ZM242 37H243V40H242ZM251 37H254V38H252V40H251ZM261 38V42H257V39L258 40H260V38ZM46 38H48V39H46ZM186 38H188L187 39V41L189 40L190 42V44L187 42V41H184V40H186ZM191 38V39H190ZM205 38V39H204ZM241 38V39H240ZM57 41H56V40ZM181 39H184V40H181ZM238 39H240V41L241 42H245L244 43V45H242V46H244V48L242 47V46H239L240 44L238 43V42H240ZM245 39H247V40H245ZM248 39H250L249 41H248ZM48 40H49V42H48ZM55 40V41H54ZM202 41V43H199V42H201ZM228 40V42L231 44V42H233L232 43V45H230V46H228L229 45V43L228 42H226ZM221 41H222V43H221ZM227 44H224V46H228L229 48H231L232 46H233V44H237V46H239V47H237L236 46V44H235V46L237 47H235L234 48V46H233V48H234V50H236V51H238L239 50V52H240V47H242L241 48V50H243L242 52H243V54H244V52H245V50H246V52H247V54H246V52H245V54H244V56L246 55V58L248 59H246L244 56H243V54L240 52H236V51H234V52H236V53H232L231 51H232V49H229L228 47L226 48H224V46H223V43L224 42ZM231 41V42H230ZM254 41V42H253ZM255 41H256V43H257V45H256V43H255ZM264 41V40H263ZM49 44H48V43ZM55 42V43H54ZM186 42H187V44H186ZM247 42V43H246ZM39 43V42H38ZM38 43H36V45L38 44ZM52 43V44H51ZM249 43V45H247ZM251 43L255 46H257V47H259V48H257V47H254V46H252L251 45ZM59 44V43H58ZM58 44H56V45H58ZM171 44H173V45H175V43L173 42V43H171ZM186 44V45H185ZM195 44H193V45H195ZM203 44V45H202ZM47 45H48V48H47ZM189 45H191V46H189ZM205 45V46H206ZM248 47V49H247V47ZM261 45V46H262ZM50 46V47H49ZM219 46V47H218ZM36 47V46H35ZM40 48V47H39ZM38 47H36V50H35V53H36V51H38V49H39ZM47 48V49H46ZM81 49H80V56L78 55V54H76L75 53V56L77 55V57H80V58H78L77 59V57H74L75 59H76V61L77 60H79V59H81L80 61H77L75 64H73L74 66H73V68L75 67L76 68V66L78 67V68H81L82 69V71L80 72V70H78V69H75L74 68V70L77 72V74L79 75V76H83V77H86V75H85V73H83V72H85L86 70H88L89 69V65L91 64V66L90 67H94V69H89L90 71H91V73H90V71L88 72V71H86V73H88V75L91 77V75L94 77V78H98V77H100V71H97V70H99V67L100 66H103V65H101L102 63H105L106 62V64L108 63V61L110 62V63H108V65H112V67H114V66H118V67H120L119 69L116 67H114V69H112L113 71H116L117 73L118 72H122L123 71V69H125L124 71H126L129 67H131L130 69H133V68H135V66L136 67H138V68H135V69H142V68H139L140 66H142L145 62V59L143 60L142 59V53L139 51V50H137L136 51V49H134V50H132L131 49V51H132V53L130 52V51H128L129 53L127 54H124V55H126V57H131V54H132V57H131V59L130 58H123V59H120L123 55H121L120 57H118L117 55H113V57H112V55H111V58L109 57V59L107 58L106 60L104 59V61L103 62H101L103 59H98V57H97V55L96 54H94L93 56H92V52H90V51H86L85 52V50L83 49L84 47H80ZM172 48H173V46H172ZM171 48V52L170 53H168V54H166V55H172L173 54V57H176L177 55V49L174 47V49H172ZM222 48H224V50L222 49ZM239 48V49H238ZM256 50V51H253L254 49ZM35 49V48H34ZM41 49H39V50H41ZM175 49H176V51H175ZM201 49V50H200ZM211 49V50H210ZM250 49H252V51L254 52H252L253 54H255V56L252 54V53H250L251 52V50ZM260 49V50H259ZM264 49V48H263ZM87 50V49H86ZM217 50V49H216ZM134 51V52H133ZM139 51V55H137V53L136 52H138ZM174 51V52H173ZM196 51V52H197ZM210 51H211V53H210ZM215 51V50H214ZM231 53H230V52ZM258 51H260V52H258ZM192 52H194L195 53V51H192ZM207 52V53H206ZM262 52V53H261ZM47 53H49V54H47ZM200 53H197V54H199L200 55ZM202 53H201V56H202ZM205 53V54H204ZM249 53V54H248ZM258 53V54H257ZM263 54V57H262V55L261 54ZM37 54V53H36ZM39 54H40V52H39ZM37 54V56L39 57L40 55H44V54ZM50 54H54V56L53 55H50ZM240 54H242V55H240ZM59 55H60V53H59ZM110 55V54H109ZM179 55H180V53L178 54V56L176 57V58H178L179 57ZM235 55V56H234ZM237 55H239L240 56V58L244 61H242L239 57H237ZM251 55V56H250ZM252 55H253V57H252ZM261 55V56H260ZM139 56H140V58H139ZM201 56H200V58H201ZM241 56H243V58L241 57ZM258 56V58L256 59V61L257 60H259V62L260 63H254V60L255 59H253V63L254 64H256V66L254 65H252V62H250L249 60H250V58H251V60H252V58H254V57H257ZM260 56V57H259ZM44 57V56H43ZM57 57V56H56ZM115 57H116V59H115ZM181 57V56H180ZM179 57V60H181V58ZM41 58V57H40ZM120 59V60H118V59ZM261 58H263V59H261ZM116 61V60H118V61H122V62H118V61H114V60ZM125 59V60H124ZM133 59V60H132ZM141 59V60H140ZM101 60V61H100ZM140 61H141V63H140ZM204 61H206V62H204ZM48 62H50V61H48ZM75 62V61H74ZM73 62V63H74ZM118 62V63H117ZM211 62V63H210ZM212 62H213V64H212ZM248 62H250V63H248ZM258 62V61H257ZM117 63V64H116ZM121 63V64H120ZM134 63V64H133ZM214 63L216 64V65H214ZM239 63H242L241 65H238ZM262 63V64H261ZM50 64H52V65H54V63H50ZM125 64L127 65V66H125ZM142 64V65H141ZM206 64H209L210 65V67H211V65H213L212 67H214V68H212L211 67V69L210 68H208L209 67V65H206ZM220 64V65H219ZM239 66H237V65ZM248 64L249 65V68H247L248 67V65L246 66V65ZM259 64V66H257ZM94 65V66H93ZM114 65V66H113ZM122 67H121V66ZM124 65V66H123ZM133 65V66H132ZM138 65V66H137ZM145 65V64H144ZM180 65V63L178 64V67H177V70L179 69V71H178V75H180V77H181V74L179 73V72H181L180 71V67L181 66H179ZM217 65H219L218 66V68H217ZM251 65V66H250ZM203 66V67H202ZM245 66V67H244ZM53 67V66H52ZM96 67V68H95ZM109 67H111V66H109ZM126 67H128V68H126ZM233 67H234V65H233ZM256 67V69H254ZM259 67H260V69L262 68L263 69V71H260V69H259ZM68 69H69V67H67ZM67 68H65V69H67ZM88 68V69H87ZM121 68H123L122 70H121ZM204 68H208V70H205ZM223 68V67H222ZM244 68V69H243ZM245 68L246 69H248V70H250V73H249V71L248 70H245ZM253 68V69H252ZM257 68L259 69V75L257 76ZM67 69V70H68ZM83 69H85V70H83ZM97 69V70H96ZM117 69H118V71H117ZM130 69H128V70H130ZM217 69V70H216ZM96 70V71H95ZM119 70H121V71H119ZM197 70L198 69H196L195 70V72H196V76L197 77H199L200 76V74L197 72ZM213 70V71H214ZM222 70V71H221ZM251 70H254V71H251ZM52 71V70H51ZM223 71H224V74H225V76L223 75ZM229 70H227V72H228ZM244 71H247L248 73H246V72H244ZM53 72V71H52ZM127 72V71H126ZM219 72L221 73L220 75H219ZM253 72V73H252ZM254 72H255V74H254ZM80 73H82V74H80ZM198 73V74H197ZM97 74V75H96ZM99 74V75H98ZM120 73H118V75H119ZM205 74V75H204ZM207 74V75H206ZM227 74H228V77H230L229 79H227L228 77H227ZM257 77H254V75ZM88 75H87V77L86 78H88V79H91V78H89L88 77ZM229 75H231V76H229ZM247 75H249V76H247ZM252 75V76H251ZM95 76H97V77H95ZM224 76V77H223ZM251 80H248V78ZM215 77H216V79H218V81L219 82H217L216 81V79H215ZM220 79H225V81L227 80V82L228 83H230V82H232V83H230V85H232V84H234V86H235V88H236V90H235V88L233 89V87L231 86L230 87V85L229 84H227L225 81H223L224 83H226V84H224L223 82L222 83H220L221 82V80H219V78ZM232 77V78H231ZM251 77V78H250ZM254 77V78H253ZM256 78V79H255ZM47 79V78H46ZM109 80H110V78H108ZM107 79V80H108ZM179 79H181V78H179ZM213 79V80H212ZM253 79H255V80H253ZM259 80V82H257L258 80ZM48 80V79H47ZM46 80V81H47ZM109 80H108V82H109ZM112 80V79H111ZM110 80V81H111ZM130 80H132L131 78H130ZM129 80V81H130ZM234 80V81H233ZM127 82V87H126V89L128 90H126L125 91V93H124V97H118V98H116V97H112L111 95H109L108 94V96H110V97H90V99L91 98H93L94 99V101L96 102V103H100V106H98V107H96V109H95V111H96V116L95 117H88V116H86V117H84V120H85V122H86V124H87V126H89V127H92V128H94V129H96V130H98L99 132H103V133H110L109 131H114L113 133H114V136H116V135H119V134H121V133H124V132H128V131H130V129H124V128H122L119 124H114V123H110V124H107L106 123V119H112V120H115V118H117V119H119V117H123L124 119H127V121H129L128 120V118L127 117H130L129 119H130V121L132 120H134V118H135V120L133 121V122H139L140 120H142L141 119V114H142V111H143V107H141V106H143L142 104H144V103H142V102H139L140 103V105H138L136 102H137V100H135L137 97H130L131 95H128V92H130L131 93V91L134 93V90H135V88H136V86L138 85V83L140 82V80H136V79H134L132 82ZM181 81V80H180ZM210 81H212L211 82V84L212 85H214V83L215 84H217V85H214V87H215V89H212V88H214L211 84H210ZM230 81V82H229ZM254 81H256V83L258 84H262V82H263V86H260L259 87V85H257ZM260 81H262L261 83H260ZM107 81H106V83H108ZM112 82V81H111ZM217 82V83H216ZM235 82V83H234ZM250 82H252V84H249ZM110 83V82H109ZM107 84V86L108 85H110V86H114L113 85V83H111V84ZM204 84V83H203ZM210 84V85H209ZM221 84H222V87H228V88H230V90L228 89V88H224L225 90L227 89V90H229L230 92H228L227 90V92L225 91V90H222L223 88L221 87ZM225 86H224V85ZM81 85V84H80ZM220 85V86H219ZM236 85H238V86H236ZM108 87L109 89L111 88V87ZM195 86V85H194ZM210 86H211V88H210ZM217 86H219V87H217ZM247 86V87H248ZM79 87V86H78ZM80 87H83L84 88V86H80ZM79 87V88H80ZM193 87V86H192ZM204 86L202 85V87L201 88H203ZM220 87H221V89H220ZM242 87H244V86H242ZM260 88L259 90L257 89V88ZM113 88V87H112ZM112 88L110 89V90H112ZM116 88V87H115ZM115 88H114V91H115ZM179 88V87H178ZM218 89V91L220 90V93H221V91L223 92V94H224V96H223V94L221 93H218V91H216L217 89ZM231 88H232V90H231ZM240 88V89H239ZM256 88V89H255ZM78 89V88H77ZM82 88H80V90H81ZM204 89V88H203ZM205 89L202 91V93H199V95L201 94H203L204 93V91H205ZM211 89H212V92H211ZM247 90V92H245L244 90ZM254 89V91H252ZM82 90H84V89H82ZM91 90V88H85V91L86 92H88V91H90ZM240 90H241V92H242V90H243V93L242 94H246L247 95V97H244V96H242V94H241V92H240ZM248 90H251L252 92H250L249 93V95H248ZM85 91H79L80 93L81 92H85ZM113 91V90H112ZM112 91H110V93H112ZM113 91V93L112 94H114V95H117V93L118 92H120L118 89L116 90V92H114ZM190 91V93H192ZM215 91V92H214ZM232 91H233V94L234 95H232ZM240 92V93H238V92ZM255 91H257V92H255ZM85 92V93H86ZM94 92V91H93ZM225 92V93H224ZM235 92V93H234ZM245 92V93H244ZM89 93V94H88ZM87 94L88 95H90V93H91V91L90 92H88ZM129 93V94H130ZM132 93V94H133ZM194 93H192V95L194 94ZM217 93H218V97H219V95L220 96H223V97H220V98H218L217 97ZM239 94V97L238 96H236V94ZM128 95L129 97H127L126 95ZM208 94H210L209 95V97H212L213 96V98L215 97V101H214V99H211V98H209L208 97ZM226 94V95H225ZM229 94V95H228ZM233 96V98H231L230 99V97H231V95ZM237 94V95H238ZM251 94H255V96H253V97H249V96H252ZM91 95H94L93 93H91ZM134 95H135V93H134ZM134 95H132V96H134ZM207 95V96H206ZM228 95V97H229V99H228V97H226ZM240 95H241V97H240ZM126 96V97H125ZM205 96V97H204ZM236 96V97H235ZM261 96V97H260ZM227 99H225V98ZM81 98H88L89 99V97H81ZM120 98V99H119ZM138 98V99H139ZM169 98V99H170ZM236 98V99H235ZM240 98V99H239ZM89 99V100H90ZM165 99V100H164ZM172 99H174V100H172ZM220 99H225L226 101V104H225V102H223L222 104H224V105H220L221 107H223L222 109H225L226 110V107H227V109H228V112L227 111H225V110H223V112H222V109L220 108V107H218V106H216L215 104H216V101H218V102H222V101H220ZM121 100V101H120ZM141 100V101H142ZM167 100V101H166ZM230 100H236L235 102H233V101H231L232 103H231V108H230V104H228V102L230 103ZM240 100H242L243 101V103H239V101ZM119 101V102H118ZM135 101V102H134ZM214 101V102H213ZM224 101V100H223ZM237 101H238V103L239 104H242L243 105V107H245V109L246 110H248V111H245V109L242 107V106H240L239 107V105H234L235 103H237ZM121 102V103H120ZM127 102H132V103H136V105H138V106H136L135 104H134V106H136V108L132 105V103L130 104V103H127ZM217 102V103H218ZM260 102V103H261ZM114 103V104H113ZM125 103V104H124ZM142 103V104H141ZM105 104V105H104ZM124 104V105H123ZM126 104H127V106H126ZM129 104V105H128ZM229 105V107H228V105ZM116 105V106H115ZM131 105V106H130ZM206 105H209V106H207L206 107ZM216 107H215V106ZM225 105H227V106H225ZM233 105H234V107H233ZM133 106V107H132ZM157 106H155L156 108H157ZM213 106L215 107V108H213ZM236 106H238V107H236ZM168 107V108H167ZM236 107V108H235ZM121 108V112H117L116 111V109H120ZM155 108V110H154V112L155 111H157V109ZM217 108H219V109H217ZM229 108H230V110H234L235 109V111L234 112H237L238 110V112L237 113H234V115L236 116V114L238 115H240V117H239V115L238 116H234V115H232L233 114V111H232V114H230L229 112H231V111H229ZM238 108H240V109H242V111H243V113H241L242 111L240 110V109H238ZM252 111V113L254 114L253 115V118H251L252 117V115H251V117H249V114H250V112ZM153 111H151V113H152ZM226 112V113H225ZM246 112H247V115H245L247 118L249 117V121L246 119V117H244V113L246 114ZM254 112H256V113H254ZM225 113V114H224ZM228 113H229V115H228ZM249 113V114H248ZM133 117H132V116ZM226 115V116H225ZM230 115H232V116H230ZM230 116V117H229ZM110 117V118H109ZM225 117V118H224ZM227 117H228V119H227ZM232 117H234V118H232ZM241 118L239 121H238V119L239 118ZM132 118V119H131ZM229 118H230V121H229ZM231 118H232V120H231ZM243 118H245V119H243ZM224 119V120H223ZM233 119H234V123H233ZM242 119L245 121V123H244V121H242ZM252 119V120H251ZM227 120V121H226ZM223 121H225V123L223 122ZM232 121V122H231ZM253 121L255 122V123H253ZM142 122H143V120H142ZM226 122H230L228 125L230 126V125H232V126H235V127H233L232 128V126H228L227 124H226ZM242 122V123H241ZM232 123V124H231ZM237 123V124H236ZM239 123H241V124H243V125H238ZM253 123V124H252ZM257 123V124H256ZM255 124L257 125V128H256V126H255ZM261 124V126L262 127H260V129H258L259 128V125ZM264 124V123H263ZM147 126V125H146ZM154 127V125H152V124H149V127H147L148 129L150 128H153ZM229 128H228V127ZM240 126H241V128H240ZM252 126H253V128H252ZM254 126H255V128H254ZM227 127V128H226ZM241 129V131H238V130H240L239 128ZM184 129L183 130H185L186 131V129H185V127H183ZM237 129V130H236ZM198 131V132H197ZM201 134V135H200ZM259 134V135H258ZM202 135H204V136H202ZM205 135H207L206 137H205ZM257 135H258V138L259 137H261L260 138V140L262 141V139H263V142H259V141H256L255 139H257L256 137H257ZM111 137H114L113 135H110ZM253 136L255 137V139H253ZM137 137H138V140H140V141H147V142H150V139H153V140H155V141H157V139L159 138V137H162L159 133H157V132H155V134H152L151 136H147V137H145V136H143L142 134H138L137 135ZM196 137V138H195ZM102 139H109L110 137L109 136H104V137H101ZM211 140H210V139ZM195 140H192V141H190L191 143L193 142H195ZM215 140V141H214ZM255 140V141H254ZM257 140H259V139H257ZM214 141V142H213ZM196 142V143H197ZM208 142H210V144L208 143ZM218 142V143H217ZM231 142V143H230ZM256 142V143H255ZM258 142L259 143H262V145L261 144H258ZM203 142H200V144H202ZM230 143V144H229ZM233 143H234V145H236V146H233ZM183 144V143H182ZM259 145H261V146H259ZM159 146H161V145H159ZM184 146H186V144L184 145ZM200 146V145H199ZM231 146H233L232 147V149H231ZM147 147V146H146ZM230 147V148H229ZM236 147V148H235ZM260 147H262V148H260ZM183 148H184V150H183ZM192 149V151L194 150L195 152H192V151H190L191 149ZM168 149V150H167ZM263 151H262V150ZM164 150V151H163ZM188 150H189V152H188ZM6 151V150H5ZM147 151V152H146ZM159 153V155H162V156H164L166 159H165V162H162V161H164V159H162V156H160L159 157V155H155V157H154V155H152V153L153 154H155V153H157V152ZM174 153H173V152ZM211 151H210V153H211ZM4 151L2 150V152L0 151V166H2V167H4L5 166V168H7V166L5 165V164H8L9 162H10V159H11V157L9 156L10 154H8V152H4ZM197 152H198V154H197ZM157 153V154H158ZM190 153V154H189ZM196 153V154H195ZM173 154V155H172ZM194 154V155H193ZM193 155V156H192ZM218 155H220V156H218ZM10 158H9V157ZM152 156V157H151ZM190 156H192V157H190ZM195 156H196V158H195ZM150 157V158H149ZM218 157H220L219 159H218ZM253 157H254V159H253ZM168 158H169V160H168ZM223 158V159H222ZM7 159H9V161L7 160ZM212 159V160H211ZM222 160V162H218L217 160H219V161H221ZM264 159V158H263ZM156 160H158V159H156ZM223 161H224V163H223ZM223 163L222 164V166L223 167H225L226 168V170H224V169H222L223 167L222 166H220L219 164H216V163ZM11 163V162H10ZM8 164L9 166H8V168L10 169V172H9V169H7L8 170V172H6L5 171V174H3L2 175V177L4 178V176L7 174V176H5V178H4V180H6V183H5V181L3 180V178L2 177H0V184H4V186L3 185H0V193H1V195L2 194H4L6 191V193H5V195H2V196H4V198L0 195V201L2 202H0L1 204H0V235H1V238H0V264H49V262H51V260H53L52 261V263H50V264H53V262H54V260H60L61 259V257H59V256H62L63 254H64V252H63V254L62 255H60V253H58V251L61 249H58V248H56V250H54L55 249V247L56 246H54L57 242H58V240H60L59 241V243H57L56 245H58L59 247H62L64 244H63V242H61L62 240L65 242V240L67 239V237L66 236H64V237H62V238H64V239H62L61 237H59V235L57 234V241L55 242V244L53 245V243H54V238L52 237V236H50L51 235V231H52V229H53V227H48V226H51L49 223L47 224V221L49 220L50 221V219H51V216L53 217V218H55L56 216H54V215H49L48 214V211H47V213H46V215H43V214H45V212L46 211H44L43 213L41 212V210H42V208L40 209L39 207H41L43 204L41 203V201H40V198H38V194H36L35 195V193H36V191L35 190H32V189H34L33 188V186L31 187V186H29L30 184H28V185H26V182H28V180H29V178H26V177H24L25 179H28V180H26V181H24L23 180V174H22V172H20V170H19V172L22 174H18V171H17V169L16 168H18V167H15V169H14V165H12V164ZM165 163H166V165H165ZM259 163V164H258ZM2 164V165H1ZM12 165V166H11ZM11 166V167H10ZM220 166V167H219ZM222 167V168H221ZM263 167V168H262ZM13 168V169H12ZM19 169V168H18ZM14 171H16V172H14ZM16 173V174H15ZM12 176H11V175ZM175 174V173H174ZM9 175H10V177H11V180H10V177H9ZM13 175H15V177L13 176ZM19 175H21V176H19ZM16 176H18V178L16 177ZM14 177V178H13ZM20 177L22 178V179H20ZM258 177V178H257ZM7 178H9V179H7ZM17 178V179H16ZM2 180V181H1ZM17 180V181H16ZM18 180H21V181H18ZM238 180H240V182L238 181ZM10 181V182H9ZM13 181H14V183H13ZM16 182V183H15ZM21 182H25V183H21ZM30 182V181H29ZM19 183H20V186L22 185V184H25L26 185V187L27 188H22V186L20 187L19 186ZM31 183V182H30ZM5 184H6V186H5ZM11 184H13L12 186H11ZM258 184V185H257ZM7 185H9V187L7 186ZM15 185V186H14ZM25 185L23 186V187H25ZM3 189H2V188ZM16 187V188H15ZM18 188H19V190H18ZM24 190V191H26V190H30L29 192L28 191H26L27 193H29L30 194V198L28 199V197H29V195H28V197H27V194H26V196L24 195V191L22 190V189ZM1 189H2V191H1ZM4 189H6L5 191H3ZM8 189H9V192H8ZM10 189H13V190H15V189H17V190H15V191H13V190H10ZM123 189V190H122ZM23 192H22V191ZM32 190V191H31ZM11 191V192H10ZM34 191V192H33ZM242 191V192H241ZM254 191H256V189L254 190ZM263 191V190H262ZM261 191V192H262ZM13 192V193H12ZM18 192H19V194H18ZM25 192V193H26ZM32 193V195H31V193ZM259 192V191H258ZM10 193H12V195L10 194ZM17 193V194H16ZM23 193V194H22ZM207 193V192H206ZM214 195V197H212V196H210V195H212V194ZM263 193V192H262ZM7 194H9V195H7ZM33 194H34V198H32V196H33ZM208 194V193H207ZM11 195V196H10ZM240 195L241 196H243V197H240ZM20 196V197H19ZM26 197V199H25V197ZM36 196H37V199L39 200H37L36 199ZM16 197V198H15ZM24 197V198H23ZM205 197L207 198L206 200H205ZM212 199H214V200H209L210 198ZM7 198H9V199H7ZM15 199V201L13 202L12 200H10V199ZM18 198V199H17ZM250 198V199H249ZM4 199V200H3ZM22 199V200H21ZM25 199V200H24ZM32 199L34 200V199H36L35 200V202L33 203V201H32ZM198 199V200H199ZM245 199V200H244ZM247 199V200H246ZM249 199V200H248ZM254 200V201H252V202H249L250 200ZM7 200V201H6ZM27 200V201H26ZM29 200V201H28ZM209 200V201H208ZM244 200V201H243ZM258 202H257V201ZM260 200V201H259ZM8 201H10V202H8ZM26 203H25V202ZM36 201H38L39 203H41V205L38 203V202H36ZM203 201H201L202 203H203ZM206 201V202H205ZM208 201V202H207ZM246 201V202H245ZM3 202H5V203H7V205H11V206H7L5 203H3ZM211 202V203H212ZM253 202L256 204H253ZM257 202V203H256ZM260 202H261V204H260ZM10 203V204H9ZM11 203H13V204H11ZM23 203V204H22ZM30 203H31V205H33L34 204V207L37 205L38 206V210H37V206H36V208H33L37 213L40 211L41 213V215L40 214H31V213H34V210L32 209V207H31V205H30ZM33 203V204H32ZM38 203V204H37ZM26 204H28L29 206H27ZM201 205V206H199V205ZM23 205H26V206H23ZM40 205V206H39ZM44 205H45V203H44ZM207 205V204H206ZM3 206H4V208H3ZM5 206H6V209H5ZM28 207H29V209H28ZM45 207H47V206H45ZM44 206H43V210H44V208H45ZM206 208V209H205ZM40 209V210H39ZM47 208H45V210H46ZM31 210H33V211H31ZM62 210V209H61ZM31 211V212H30ZM63 212L61 213V215L62 214H65L64 213V211H66V208H65V210H62ZM67 213H69V215L68 216H70L71 214V212L70 211H68V209H67V211H66ZM132 213V214H130V213ZM66 214L65 215H63V218H61L60 216V218H61V220L62 219H66L67 218V216H66ZM34 215V216H33ZM36 215V216H35ZM38 215H39V217L40 216H43V217H40V219L41 220H39V217H38ZM49 215V217H47ZM66 216V217H65ZM189 217V218H188ZM29 218H31V219H29ZM32 218H33V220L34 221H32ZM35 218V219H34ZM37 218H38V223H40V224H42L43 225V227L45 228L46 226V230H48V232L47 231H45V229L44 228H42L41 227V225H39L37 222H36V220H37ZM57 219H58V216L56 217ZM184 218V219H185ZM9 219V220H8ZM44 219V220H43ZM48 219V220H47ZM69 219V218H68ZM30 220V221H29ZM45 220H46V224L47 225H45L44 223H45ZM187 221V220H186ZM192 221V222H191ZM36 222V224H34V223ZM44 222V223H43ZM194 222V223H193ZM32 223H33V225H32ZM58 223V222H57ZM56 223V225L58 226V224H60V223H58L57 224ZM66 223H68V225H66V224H64L63 226H65L64 228H63V226H62V228L66 231V232H68L69 230H66L67 228L68 229H70V224L69 223H71V222H66ZM38 225H39V227H41V228H37L38 227ZM45 225V226H44ZM68 226V227H67ZM34 227H35V231H34ZM49 228L51 229V231L49 230ZM59 228V227H58ZM66 228V229H65ZM38 229V230H37ZM36 230H37V232H36ZM55 230V231H54ZM57 229H53V231L54 232H56L57 233V231H56ZM247 230V231H246ZM34 231V232H33ZM44 231V232H43ZM52 231V232H53ZM246 231V232H245ZM37 234H36V233ZM41 233V234H39V233ZM6 233V234H5ZM35 233V234H34ZM45 233V234H44ZM46 233H48L47 235H46ZM56 233H54V234H56ZM39 234V235H38ZM5 235V236H4ZM23 235V236H22ZM42 235V236H41ZM4 238H3V237ZM22 236V237H21ZM41 236V237H40ZM44 236V242H46V241H48V242H46L47 244H45V243H43L42 242V237ZM21 238L20 240H18L19 238ZM25 237V243L23 242V238ZM37 237V238H36ZM38 237H40L39 239H38ZM49 237H50V239H49ZM53 239H52V238ZM54 237H56L55 235H54ZM128 237H131V238H134V237H132V235H129ZM59 238V239H58ZM56 239V238H55ZM62 239V240H61ZM8 240V241H7ZM54 240V241H53ZM68 240H69V238H68ZM20 241V242H19ZM95 241H96V246H93L92 248H91V246L93 245V244H90V245H87V246H85V247H77L78 248V250H79V254H81L80 255V258H75L76 256H78L77 255V250H75V248L72 250L73 251V255H75L73 258H72V260H70L71 261V263H68L67 261L65 262V260H63L62 261V259H65V257L68 259L69 257H68V253H65L63 256H65V257H63L60 261H59V263H58V261H56L57 262V264H60V262H63L64 264H66V263H68V264H72V263H76L77 262V260L76 259H79L78 260V264H88L87 263V261H86V253H84V251L85 252H87L89 255L87 256L88 258L91 256V258H93L94 260H95V263L94 264H122V263H120L121 261H119V258L117 259L116 257L117 256H115V253L113 252V250L111 249V247H110V245H109V243L101 236V234H98V235H96L95 236ZM27 242V243H26ZM51 242V243H50ZM69 242V243H68ZM145 242H147V243H145ZM61 243V244H60ZM248 243V244H247ZM25 244V245H24ZM42 244H44V246L42 245ZM60 244V245H59ZM67 244H69L70 245V240L69 241H66V244L65 245H67ZM3 245H4V247H3ZM12 245V246H11ZM17 245V246H16ZM46 245V246H45ZM69 245H67V247L69 246ZM71 245H72V243H71ZM254 245H256V247L254 246ZM257 245H259V247L257 246ZM18 247V248H16V247ZM50 247V249H48V248H46L45 249V247ZM51 246H52V248H51ZM57 246V247H58ZM74 246V245H73ZM242 246V247H241ZM14 247V248H13ZM66 246H64V249H67V247L65 248ZM72 247V246H71ZM231 247V248H230ZM246 247V248H245ZM254 247V248H253ZM232 248H234V250L236 249V251H238V252H240L241 250V252H243V254H244V256H243V254H242V256H237V254H236V252L235 251H233V249ZM253 248V249H252ZM260 248V249H259ZM17 249H18V251H17ZM63 249V250H64ZM230 249H232V251L230 250ZM245 249V250H244ZM246 249L249 251V249H252L253 251L255 250L256 251V249H258L257 250V252H255L254 254H252L253 253V251H252V253H251V255H249L250 253L249 252H247L246 251ZM47 250V251H46ZM52 250H54V251H56V254H55V252L54 251H52ZM58 250V251H57ZM62 250V249H61ZM60 250V252L62 253V251ZM68 250V249H67ZM87 250V251H86ZM88 250H89V252L91 251L92 252V254L91 253H89L88 252ZM245 252H244V251ZM3 253H2V252ZM50 251H52V252H50V254H51V256H50V254H49V252ZM64 251H66V250H64ZM250 251V252H251ZM260 251V252H259ZM263 251V252H262ZM31 252V253H30ZM67 252V251H66ZM77 252V253H76ZM247 252V253H246ZM262 252V253H261ZM6 253V254H5ZM75 253V254H74ZM234 253V254H233ZM261 255H260V254ZM5 254V255H4ZM7 254H10V255H7ZM25 254H27L26 256H28L29 254H31L30 256H32V258L30 259V256H28V258L27 259H29L28 260V262H26L27 260L25 259V257L26 256H24ZM41 254H42V256H41ZM54 254V255H53ZM57 254H59V255H57ZM91 254V255H90ZM257 254V255H256ZM55 255H56V257H55ZM85 255V256H84ZM256 255V256H255ZM60 259H59V258ZM50 258V259H49ZM57 258V259H56ZM2 259V260H1ZM40 259V260H39ZM66 259V260H67ZM70 259V258H69ZM11 260V261H10ZM31 260V261H30ZM45 260V261H44ZM73 260H74V262H73ZM76 260V261H75ZM148 260V261H147ZM4 261V262H3ZM8 261V262H7ZM7 262V263H6ZM62 263V264H63ZM74 263V264H75ZM56 264V263H55ZM124 264V263H123Z\"/></svg>",
  "mask_w": 264,
  "mask_h": 264
}]
</instances>
